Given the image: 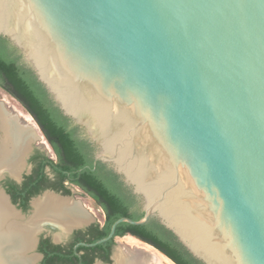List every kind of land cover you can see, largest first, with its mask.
Segmentation results:
<instances>
[{
    "label": "water",
    "instance_id": "obj_1",
    "mask_svg": "<svg viewBox=\"0 0 264 264\" xmlns=\"http://www.w3.org/2000/svg\"><path fill=\"white\" fill-rule=\"evenodd\" d=\"M0 34L140 199L83 245L156 217L203 264H264V0H0ZM48 229L74 227L0 264Z\"/></svg>",
    "mask_w": 264,
    "mask_h": 264
},
{
    "label": "trees",
    "instance_id": "obj_2",
    "mask_svg": "<svg viewBox=\"0 0 264 264\" xmlns=\"http://www.w3.org/2000/svg\"><path fill=\"white\" fill-rule=\"evenodd\" d=\"M0 86L23 104L58 154L56 160L49 155L40 154V158L43 159L42 168L48 164L57 174L64 176L63 179L68 178L82 185L106 211L104 224L100 222L93 224L89 237H80L69 247L61 244L40 246L39 250L45 253L42 264H86V258L90 253L93 254V258L89 264H94L96 261L94 258L97 256L104 261H110L115 237L93 246H86L80 242L92 243L107 236L113 223L120 217L141 219L144 211L140 199L106 163L101 160L95 162L93 143L83 135L80 126L74 124L56 105L35 72L21 61L18 48L2 34H0ZM41 174L43 176L42 171ZM55 189L60 188L55 186ZM13 200L17 201L16 197H13ZM22 207L24 211L29 209L28 204H22ZM126 233L154 245L176 264H203L156 217H152L144 224L120 223L115 235Z\"/></svg>",
    "mask_w": 264,
    "mask_h": 264
},
{
    "label": "bare ground",
    "instance_id": "obj_3",
    "mask_svg": "<svg viewBox=\"0 0 264 264\" xmlns=\"http://www.w3.org/2000/svg\"><path fill=\"white\" fill-rule=\"evenodd\" d=\"M27 120L31 122L29 117ZM35 136V130L31 125H21L18 118L11 115L0 102V174L6 170L15 174L23 169L31 152L32 143L36 140ZM33 205V214L24 218L0 189V255L3 244L19 248L23 245H34L35 234L40 231L41 222L44 220L56 222L62 229L67 230L82 224L83 221L88 222L93 217L79 200L53 193H46L34 199ZM60 235L57 234L56 237L60 238ZM133 239V236H127L128 243ZM38 259L39 255L33 254L22 262L38 264ZM116 264H144V260L140 250H132L123 254Z\"/></svg>",
    "mask_w": 264,
    "mask_h": 264
},
{
    "label": "flooded vegetation",
    "instance_id": "obj_4",
    "mask_svg": "<svg viewBox=\"0 0 264 264\" xmlns=\"http://www.w3.org/2000/svg\"><path fill=\"white\" fill-rule=\"evenodd\" d=\"M2 135H1V138H2ZM1 138H0V140H1ZM54 152H55L56 157L58 159V154L56 153L55 149H54ZM40 154H44V156L47 155L40 148H35L33 146L32 150L29 153V156L27 158L26 165H24L23 169L19 170L15 174L13 172H11L10 170H6L3 173V175L4 174L5 175L1 179L0 185H1V187H3V189L6 191V193H8L10 195L13 203H15L19 208H21L24 211L22 204H24V205L28 204L29 209H30V207L32 206V200L35 197H37L38 195H42L45 190L53 189L57 192H60L62 195H66L64 197H70V195L73 194L72 186H76V187L82 189L85 193H87L89 196H91L96 201V199L91 195V193L89 191H86V189H84L82 185L76 184V183L70 181L68 178L63 179L64 176H62L61 174H57L54 171L52 166L45 164L42 168L41 165H42L43 159H42V157L40 158ZM94 154L96 155V147H95ZM94 159H95V156H94ZM107 166H108V168L113 169L108 164H107ZM41 171H42L44 177L41 176L42 175ZM120 180H122L121 176H120ZM125 185H126V183H125ZM55 186H58L60 189H55ZM13 197H16L17 201H14ZM140 205H141V203H140ZM100 207L103 209L105 219H106V211H105L103 206L100 205ZM29 209L27 211H29ZM27 211H24V212H27ZM104 222H105V220H104ZM85 223H87L86 226H83V227L80 226V225L85 224ZM95 223H96V221H93L92 218L90 220H88V222L83 221L82 224L76 225V227L74 226V229L69 234V236L64 237L61 234L60 238L56 237L57 240L55 239L54 236L51 235V233L46 232V231L43 232L40 235L39 242H38V248H37V251L42 254V258H41L40 263L42 264V260L45 256V253L43 251L39 250L40 246H45L47 244H49V245L61 244L62 246L69 247L72 245V243L76 239H78L80 237H86V238L89 237L90 227ZM79 231H81V233H79ZM127 234H129V233H126V235ZM118 236L124 237L125 235H117V236H115V239ZM97 254L99 255V252ZM111 254H112V252H111ZM92 258H93V254L90 253L88 255V257L86 258V261H85L86 264H89V262L92 260ZM94 259L97 260V259H101V258H99L97 256ZM101 260H103V259H101ZM110 260H111V255H110Z\"/></svg>",
    "mask_w": 264,
    "mask_h": 264
},
{
    "label": "rangeland",
    "instance_id": "obj_5",
    "mask_svg": "<svg viewBox=\"0 0 264 264\" xmlns=\"http://www.w3.org/2000/svg\"><path fill=\"white\" fill-rule=\"evenodd\" d=\"M0 102H2L4 108L13 116H16L21 125H31L34 130L36 136L34 137L36 140L32 143L35 148H40L47 155H49L53 159H57L54 149L46 135L44 134L42 128L38 124V122L34 119V117L29 114L23 104L6 90H4L0 86ZM27 117L31 119V122L27 120ZM38 133V134H37ZM30 149V148H29ZM32 150V149H31ZM73 194L70 195L71 198L79 200L86 211H90L92 214V220L96 222L104 223L105 215L103 209L97 204V202L85 193L82 189L72 186ZM42 196V195H40ZM39 196V197H40ZM38 198V197H37ZM142 208V205H141ZM34 212V206L32 205L25 214L27 217L31 216ZM45 232V231H44ZM46 232L51 233L52 236L55 237L57 234H62L61 230H50L48 229ZM127 236L124 237H116L115 243L112 248L111 260L104 261L105 264H116L118 260L122 257L123 254L129 253L130 251L140 250L142 253V257L144 260V264H176L171 258H169L166 254L157 249L154 245L145 242L140 238L134 237L133 241L130 243L127 242ZM57 240V239H56ZM39 263L41 260L38 261ZM94 264H100L97 261ZM103 264V263H102Z\"/></svg>",
    "mask_w": 264,
    "mask_h": 264
}]
</instances>
